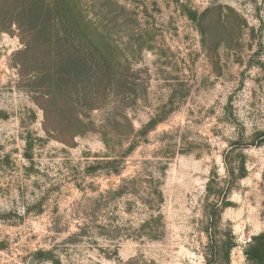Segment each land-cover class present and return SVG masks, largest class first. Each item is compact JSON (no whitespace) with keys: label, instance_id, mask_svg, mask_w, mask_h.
I'll return each mask as SVG.
<instances>
[{"label":"rangeland","instance_id":"obj_1","mask_svg":"<svg viewBox=\"0 0 264 264\" xmlns=\"http://www.w3.org/2000/svg\"><path fill=\"white\" fill-rule=\"evenodd\" d=\"M23 1L0 0V264H264V0H65L66 42Z\"/></svg>","mask_w":264,"mask_h":264},{"label":"trees","instance_id":"obj_2","mask_svg":"<svg viewBox=\"0 0 264 264\" xmlns=\"http://www.w3.org/2000/svg\"><path fill=\"white\" fill-rule=\"evenodd\" d=\"M61 1V2H58ZM24 14L22 15L27 20H35L41 18L43 16H47L50 11H54V18L56 20L57 25L60 27V32L63 35V39L60 41L66 42L68 39H73V31H72V22L70 19V9L67 7L65 0H31V1H23V5L21 6ZM40 12V13H39ZM42 12V15H41ZM46 19H42L40 23V27L46 36H49L51 33L50 21ZM16 22V21H15ZM48 32V33H47ZM45 36V37H46ZM72 36V38H71ZM49 42V41H48ZM62 47H65L62 44ZM69 47H65V51L69 52ZM76 52V51H75Z\"/></svg>","mask_w":264,"mask_h":264}]
</instances>
